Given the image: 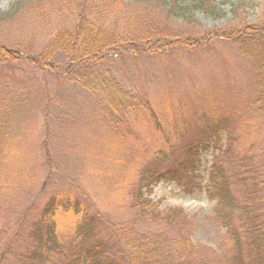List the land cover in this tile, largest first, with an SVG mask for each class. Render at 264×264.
Listing matches in <instances>:
<instances>
[{
  "label": "rangeland",
  "instance_id": "rangeland-1",
  "mask_svg": "<svg viewBox=\"0 0 264 264\" xmlns=\"http://www.w3.org/2000/svg\"><path fill=\"white\" fill-rule=\"evenodd\" d=\"M17 1L0 0V42L22 46L17 63L0 66V264H70L85 236L66 207L40 263L24 254L45 202L62 192L94 217L87 240L98 234L121 264H226L238 253L247 262L244 197L233 189L238 207L227 228L211 194L212 146L182 180L147 179L165 163L177 165L207 118H216L229 120L236 149L253 158L264 188L261 89L252 59L233 40L248 24H264V0H180L184 16L174 0L114 1L115 15L101 23L116 19L121 32L142 36L137 51L119 48L100 67L113 95L123 97L116 111L104 87L91 92L68 80L65 55L54 58L58 72L37 71L24 51L31 43L44 48L58 28L73 26L77 2L39 0V10L11 16ZM24 107L33 117L10 127L7 119L13 124ZM222 136L225 144L228 132ZM258 208L264 214V199ZM232 229L245 239L239 250Z\"/></svg>",
  "mask_w": 264,
  "mask_h": 264
},
{
  "label": "trees",
  "instance_id": "trees-1",
  "mask_svg": "<svg viewBox=\"0 0 264 264\" xmlns=\"http://www.w3.org/2000/svg\"><path fill=\"white\" fill-rule=\"evenodd\" d=\"M38 1L18 0L10 15L14 16L16 13H21L24 11V7L26 10L37 11L39 10L37 7ZM67 1H76L78 4L79 11L76 23L73 26H64L65 28L63 29L58 28L44 48L36 50L31 43L24 51H27L25 53L37 71L50 69L58 72L59 68L54 58L58 53L65 55L67 58L65 67L68 80L79 83L91 92L100 91L99 89L104 87L110 97L108 105L111 109H114L113 111H116L115 109L118 110L120 107L118 100L121 98L123 100V97L113 95L111 88L106 85L110 78L105 77L100 67L103 66L106 57L119 48L126 47L137 51L138 43L135 40L141 39L142 36L136 37V34H130L127 31L121 32V27H118L116 19L111 22L110 27H106L101 23V19H106L112 14L115 15L113 11L115 10L114 1L116 0H82V5L77 0H65V2ZM106 1L109 3H106ZM112 1L113 5L110 4ZM179 2L180 0H174L172 3L173 8L178 12L176 15L184 16L185 13L183 11L187 8L178 5ZM29 3L31 4L29 5ZM61 3H64V0ZM45 4L49 6L48 10H50L51 5L47 2ZM198 7L202 8L199 4ZM121 9L123 10L122 5ZM104 15L107 17H104ZM144 40L147 41L148 39ZM233 40L238 43L242 52L252 59L261 89L257 101L259 109L264 115V24H248L240 30ZM21 50V44L0 42V66L9 67L10 63H17L22 57ZM56 104L58 105V102ZM8 105L9 103L7 106L4 105L6 109ZM121 109H124L122 104ZM25 110L24 107L23 111L17 114L13 124H11V116L7 119L10 127L21 126L22 120H29L33 117L28 114L29 110ZM34 115L36 116L35 113ZM207 121L210 124L207 125L208 128L202 129V133L198 134L200 137L197 140H193V143L183 153V157L177 160V165L165 163L162 168H159L157 172L147 179V182L148 184H155L162 180H182L187 175H190L189 172L197 168V165L201 162L202 150L212 146L217 153L213 155L209 170L210 180L215 183L211 194L212 196L215 195L214 198H217V207L220 208L221 215L225 217L224 224L227 228H232V221L229 216L238 207L233 189H238L244 197V206L241 209L243 210V219L248 223L247 230L250 232L248 238L246 240L243 239L246 242L245 246L249 249V260L247 262L242 260L241 254L238 253V258L230 257L226 264H264V214H261L263 211L258 208L260 200L264 199V191L261 192L262 184L255 181L258 178V169L253 164V158L248 156V152L242 151L243 148L240 150L236 149V139L231 133L228 119L207 118ZM224 132H228L225 144L222 143V133ZM15 134L16 130L11 133L10 128V139L15 137ZM262 189L264 190V188ZM65 207L69 214L73 215L74 213L75 215V231L77 235H80V237L85 236V239L79 244V250L71 255L70 264H121L112 246L103 239L98 238V234L94 235V241H90L91 239L87 240L88 237L91 238L92 236H90V232L95 219L83 209L77 200L64 192L50 196L45 202L41 210L43 211L42 216L33 223L34 228L32 227L29 232L33 247L28 248L24 254L31 256L33 261L40 263L43 256L41 251L47 247L51 240L49 235H54L52 225L56 223L60 210ZM232 230L234 239L238 240L236 247L239 250L243 240H241L242 238L237 230ZM5 234L0 229V250L5 240ZM31 248L34 249L32 250ZM26 264L38 263L26 262Z\"/></svg>",
  "mask_w": 264,
  "mask_h": 264
}]
</instances>
